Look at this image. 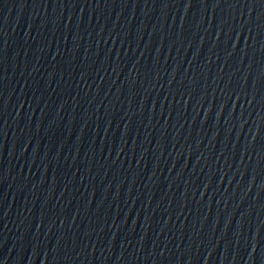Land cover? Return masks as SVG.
<instances>
[{
    "label": "water",
    "instance_id": "obj_1",
    "mask_svg": "<svg viewBox=\"0 0 264 264\" xmlns=\"http://www.w3.org/2000/svg\"><path fill=\"white\" fill-rule=\"evenodd\" d=\"M0 264H264V0H0Z\"/></svg>",
    "mask_w": 264,
    "mask_h": 264
}]
</instances>
